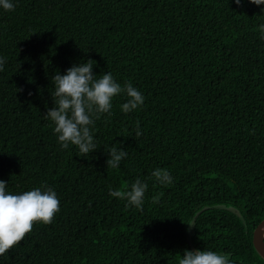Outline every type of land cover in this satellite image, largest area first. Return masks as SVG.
I'll return each instance as SVG.
<instances>
[{
  "label": "trees",
  "instance_id": "trees-1",
  "mask_svg": "<svg viewBox=\"0 0 264 264\" xmlns=\"http://www.w3.org/2000/svg\"><path fill=\"white\" fill-rule=\"evenodd\" d=\"M242 0H15L0 11V179L16 194L52 188L59 210L34 223L0 264H178L187 250L264 264V12ZM95 61L143 95L93 125L97 149H60L51 76ZM139 124L142 134L135 137ZM128 155L107 167L106 144ZM173 181L158 184L153 169ZM140 178V209L110 197Z\"/></svg>",
  "mask_w": 264,
  "mask_h": 264
},
{
  "label": "clouds",
  "instance_id": "clouds-1",
  "mask_svg": "<svg viewBox=\"0 0 264 264\" xmlns=\"http://www.w3.org/2000/svg\"><path fill=\"white\" fill-rule=\"evenodd\" d=\"M242 0H233L237 6ZM257 6L264 5V0H247ZM15 7V0H0V11H10ZM264 12V7L260 9ZM259 37L264 40V23L258 26ZM6 58L0 56V71L3 70ZM95 61L82 59L72 63L61 74L55 70L51 76L50 93L53 106L47 108L44 117L53 124L52 132L60 149L74 146L77 156L85 157L97 149L94 136L95 120L101 116H111L113 100L116 95L125 97L120 103L122 113H131L142 106L144 95L131 83H118L111 72L93 73ZM142 130L137 124L135 137ZM107 154L105 164L116 169L128 153L119 143L103 145ZM160 185H168L173 177L168 170L156 168L151 173ZM7 183L0 179V256L14 248L31 231L34 223L49 224L59 210V199L56 192L46 186L33 187L13 194L6 190ZM148 185L136 178L125 189L108 187L110 197L122 199L125 206L140 209L144 203V194ZM178 264H233L229 254L212 250H187L178 257Z\"/></svg>",
  "mask_w": 264,
  "mask_h": 264
},
{
  "label": "water",
  "instance_id": "water-1",
  "mask_svg": "<svg viewBox=\"0 0 264 264\" xmlns=\"http://www.w3.org/2000/svg\"><path fill=\"white\" fill-rule=\"evenodd\" d=\"M252 245L257 254L264 260V219L252 232Z\"/></svg>",
  "mask_w": 264,
  "mask_h": 264
}]
</instances>
